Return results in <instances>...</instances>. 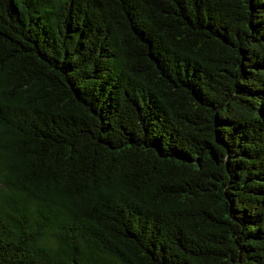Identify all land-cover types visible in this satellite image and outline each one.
Segmentation results:
<instances>
[{
	"label": "trees",
	"instance_id": "trees-1",
	"mask_svg": "<svg viewBox=\"0 0 264 264\" xmlns=\"http://www.w3.org/2000/svg\"><path fill=\"white\" fill-rule=\"evenodd\" d=\"M0 264H264V0H0Z\"/></svg>",
	"mask_w": 264,
	"mask_h": 264
}]
</instances>
